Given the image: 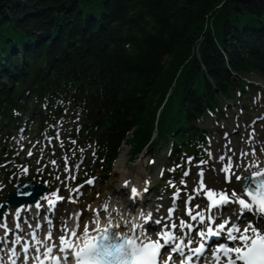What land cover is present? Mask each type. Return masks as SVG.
I'll return each instance as SVG.
<instances>
[{"label":"trees","instance_id":"16d2710c","mask_svg":"<svg viewBox=\"0 0 264 264\" xmlns=\"http://www.w3.org/2000/svg\"><path fill=\"white\" fill-rule=\"evenodd\" d=\"M253 73L264 77V0H0V153L32 100L59 95L86 120L100 170L126 137L133 154L167 146L179 174L208 157L205 117Z\"/></svg>","mask_w":264,"mask_h":264},{"label":"snow or ice","instance_id":"6c2138e0","mask_svg":"<svg viewBox=\"0 0 264 264\" xmlns=\"http://www.w3.org/2000/svg\"><path fill=\"white\" fill-rule=\"evenodd\" d=\"M224 137L228 140L227 132ZM230 143L228 141L222 153L214 156L209 138L205 152L213 162L211 169L207 168L208 160L201 159L193 165L194 157H187L188 165L199 169V181L187 194L184 212L179 205L181 189L174 181H169V186L176 190L169 198L167 213L160 214L164 204L158 203L153 209L143 198L150 181L146 180L144 188L140 189L133 180L126 179L122 187L130 192L119 193L122 204L113 205L110 195L98 208L86 205L85 210L92 216L82 226L80 219L84 210H77L66 213L69 220L62 219L61 227L56 229V205L65 199L59 195V187L41 194L47 182L17 184V199L33 197L34 200L27 207L17 205L13 214L14 228H9L6 222L12 201L0 204V209H9L0 216L4 221L0 223V229L4 230V235L0 236V264H264V143L257 149L255 131L248 134L245 147L239 149L238 154L229 147ZM51 163L55 165L56 161ZM67 163L65 157L66 172L69 171ZM19 171L27 175L29 167L20 166ZM42 171L37 169L38 173ZM169 171L174 172L175 168ZM206 171L219 177L220 183L213 177L206 183ZM189 174L190 168L180 180L185 190L184 178ZM69 178L75 180L76 177ZM56 179L59 180V176ZM95 179L90 177L85 183L94 186ZM2 187L0 185V190ZM83 187L81 184L70 190V203L78 201ZM198 198L201 202L193 203ZM33 204L35 227L24 216L23 222L29 229L25 232L20 223L21 214L31 212ZM45 207L47 212L41 221L40 213ZM45 225L47 233L41 235Z\"/></svg>","mask_w":264,"mask_h":264},{"label":"rangeland","instance_id":"374dc122","mask_svg":"<svg viewBox=\"0 0 264 264\" xmlns=\"http://www.w3.org/2000/svg\"><path fill=\"white\" fill-rule=\"evenodd\" d=\"M250 76H252L250 79L251 83H249L250 87L245 86L242 92L236 89L232 93L231 97L228 99L227 105L222 104L223 105L222 110L217 115L212 116L211 114H209L205 117L206 122H204V126L207 127V129L209 130L208 131L209 138H211L212 141L210 150L213 151L214 156H216L219 153H222L224 149V145L226 144V142L230 141L231 139L236 138L237 140L236 144L239 143V139L237 138H239L240 135L243 134V131L241 130L238 131L239 133H237V130L235 131L232 130L237 129L241 125L242 127L246 128L245 129L246 132L248 131L249 133H251L252 132L251 130L255 131L253 126L260 124L258 130L260 132L264 131V119H260L261 117H264V77L258 75L257 73H253ZM60 103L61 102H59L58 104ZM41 108H42V112L44 113L45 112L44 108L43 107ZM37 109L38 108H36L35 112H37ZM26 113L32 114V111ZM61 114L62 113L59 112L57 113V116L59 115L60 117ZM34 115H36V113H34ZM55 115L56 113H54L53 117H55ZM43 116H46L47 118L52 120V116L50 114L48 115L43 114ZM67 116L68 113L65 114V116L62 118L61 123L59 122L58 124L57 121L56 124L54 125L55 126L54 128L56 127L62 128L61 129L62 134L66 133L69 130L68 127L66 126L67 123H69L68 120L70 117L66 118ZM242 121H244V123ZM253 121H255V124H253ZM37 126H38V119L36 117L35 121L32 122V124L29 127L25 126L22 132L14 134L15 137H13L11 144L14 145L17 154L16 152L12 154L13 159H11L12 161L6 168L7 169L13 168L15 169V172L9 174L8 177L0 176V185L3 186L2 190H0V197L4 192H6L7 189L9 190L10 188H12L13 185L16 184V182H14L17 181V179H15L16 176L20 177L19 181L24 180L26 178L33 181L44 175V178L47 179L49 178L51 181L53 179H56L55 177H53V175L55 174H58L62 177H65L68 174L69 177L75 175L76 177L75 180L70 179L69 186L68 183H64L63 193L67 197H69L70 190H72V185L78 181H80L78 183H80V185L83 184L84 187L81 189L82 195L79 197L76 203H70L68 201V198H66L60 203L58 207V210L60 211L58 213V217L59 218L65 217L64 220H69V217L66 215V213H70V211L72 210L75 211L84 210L80 222H82L87 217L88 211L85 210L86 205L91 206L94 202H96V200L100 198L102 190L104 189L107 190L109 188L108 187L109 184H113L117 181V179H115L117 178V173L114 169H115L116 159L121 154L123 155V162L120 164L122 168H124L125 170H129L131 172L133 171V169L137 167L138 164H140L141 166L140 174L144 179V182L146 180L148 181L151 180L150 188H148L147 191L148 193L147 192L145 193V195L148 196L147 198H149V200H146V203L149 205L152 203V200H155L157 204L161 200H166V199L169 200V198L173 196V193L175 192L176 189L169 186V182H168V178L173 177L174 180L177 181L175 185L181 189L180 197H179V203H180L179 205H180V211L184 212L185 211L184 202L187 199V194L192 192V189L197 186V183L199 181V176H198L199 169L196 168L195 166L190 167L187 163L184 171L189 170L190 168V174L184 178L187 184V190H185L184 186L180 184V180L183 177L184 171L179 176H176L174 172L169 171V169H173V166L166 159L167 156L164 155L168 153L167 146L160 147V152L154 154L152 157L149 158L148 156L149 147L144 146L145 148L143 147L140 151L133 154L131 151V147L126 142L122 143L119 149V153L113 163V166L111 167V170L102 171L99 169L96 162L92 160V158H89L88 156H86L85 161L82 160V162L76 163L74 161L75 160L74 156L76 154L73 152L76 150V147H72L70 152L68 153L67 151L65 155V149L62 140L58 143H54L52 139L50 141L47 140L43 141L42 139H39L41 135H43L42 133L43 129L41 128V130L39 131L37 129ZM44 127H46L44 130L48 128H52L49 126V124L44 125ZM11 132L14 133L15 130ZM225 132L228 133V141L224 140ZM126 136L130 137L131 134H127ZM17 138H19L20 140L15 145L14 143ZM63 139L65 140V137H63ZM23 145L24 147H22ZM4 148L7 149L8 146H4ZM29 151L32 152L31 156L28 155ZM2 152H4V150ZM15 156L16 158H14ZM65 157L68 158V163H67L69 166L68 172L65 171V167H66V164L64 163ZM62 159H64L63 163L60 164V160ZM53 160L56 161L55 165L51 163V161ZM207 160L209 161L207 168L211 169L213 166V162L209 160V157H207ZM149 161H155V163L154 164L149 163ZM197 162L199 161L194 160L193 165H195ZM77 164L80 165L78 169L75 167ZM23 165L29 167V173L27 175H21L19 171L20 166ZM38 168L43 169V171L38 173L37 172ZM90 171H93V173H90ZM161 172H163L164 175L163 174L161 175ZM88 177L96 178L94 186H89L85 183L86 178ZM205 182H209V177L207 175H205ZM65 184L67 185V187H65ZM97 193H99V197H97ZM103 202L104 201H102V203ZM199 202H201V199L198 198L193 203H199ZM166 207L167 206L164 205V207L161 209V214H165ZM59 226L61 227L60 219H58L57 221L56 229H59L60 228ZM8 227L13 228V223H11L10 216L8 220ZM1 232L3 233L4 230L1 229ZM56 234L59 235L60 233L57 231Z\"/></svg>","mask_w":264,"mask_h":264},{"label":"bare ground","instance_id":"6f19581e","mask_svg":"<svg viewBox=\"0 0 264 264\" xmlns=\"http://www.w3.org/2000/svg\"><path fill=\"white\" fill-rule=\"evenodd\" d=\"M262 104V103H261ZM239 119V118H238ZM261 119V118H260ZM244 123V121H242ZM241 122V123H242ZM240 124V123H239ZM249 125V124H248ZM247 126V125H246ZM251 126V125H250ZM254 129H255V142H256V145H257V149H259V146L261 143H264V131H259L258 128L260 127V124H257L255 126H253ZM236 128V127H235ZM245 127H242V125L240 127H238L237 129V133H239L238 131H243V134L240 135L239 138V143L236 144V138L235 139H231V143L229 145V147H231L234 151L237 152V154L239 153V149H241L242 147H245V144H244V141L248 139V134L249 132L245 131ZM253 129V128H252ZM233 131V130H232ZM253 132V130H251ZM250 131V132H251ZM239 135V134H238ZM225 140V139H224ZM228 141V140H227ZM223 143V142H222ZM228 142H226L227 144ZM123 162V155H119L116 159V163H115V171L117 173V181L113 184H109V188L107 190H102V193H101V196L98 200H96V202H94L91 207L92 208H98L99 206H101L103 203L102 201L105 200L106 197L110 196L112 197V204L115 205V204H122L124 201L123 199L120 198L119 196V193L120 192H130V189H126V188H123L122 185H123V181L126 180V179H131L135 182V185L140 188V189H143L144 186H145V183H144V179L142 178L141 174H140V169H141V166L140 164L137 165V167L135 169H133V171H129V170H125L124 168H122L120 166V164ZM205 175H207L208 177H213L217 183H220V178L215 176L214 173L212 172H209V171H206L205 172ZM221 176L223 175L222 173L220 174ZM148 181V180H147ZM151 182V180H149ZM153 181V180H152ZM208 183V182H206ZM105 186V185H104ZM103 186V187H104ZM149 188H150V185H149ZM148 193V192H147ZM148 196L145 195L144 193V201L146 203V200H149V198H147ZM172 197V196H171ZM200 199V198H199ZM167 202V203H166ZM151 203V202H150ZM159 203H162L164 205H168L170 204V200L166 199V200H161ZM147 204V203H146ZM158 204V203H157ZM156 204V201L155 200H152V203L149 205L147 204L149 207L155 209V207L157 206ZM185 204V202H184ZM168 208V207H167ZM167 208H166V213H167ZM137 211H139V208L136 209ZM164 211V210H163ZM74 213L75 210H72L70 211V213ZM161 214V213H160ZM63 216V215H62ZM92 216V213L91 212H87V217L82 221L80 222L81 226L83 225V223L85 221H88ZM60 220H64V218L60 217L59 218ZM71 222V221H70ZM60 225V224H59Z\"/></svg>","mask_w":264,"mask_h":264},{"label":"water","instance_id":"95a60500","mask_svg":"<svg viewBox=\"0 0 264 264\" xmlns=\"http://www.w3.org/2000/svg\"><path fill=\"white\" fill-rule=\"evenodd\" d=\"M37 182H40V181H34V182H30L29 180H26L24 182H22L20 185H24V184H35ZM41 184H43L42 182H40ZM46 190V187H43L41 189V194ZM15 192H16V187H14L7 195H6V198L4 201L0 202V204L6 202V201H9L11 200L12 201V204L17 206V205H20L22 202H31L34 200L33 197H28V198H21V199H17L16 196H15ZM38 198V197H36ZM2 210L3 209H0V215H2Z\"/></svg>","mask_w":264,"mask_h":264}]
</instances>
